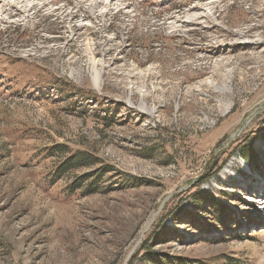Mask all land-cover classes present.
Segmentation results:
<instances>
[{
    "label": "rangeland",
    "instance_id": "rangeland-1",
    "mask_svg": "<svg viewBox=\"0 0 264 264\" xmlns=\"http://www.w3.org/2000/svg\"><path fill=\"white\" fill-rule=\"evenodd\" d=\"M178 259L264 264V0H0V264Z\"/></svg>",
    "mask_w": 264,
    "mask_h": 264
},
{
    "label": "trees",
    "instance_id": "trees-1",
    "mask_svg": "<svg viewBox=\"0 0 264 264\" xmlns=\"http://www.w3.org/2000/svg\"><path fill=\"white\" fill-rule=\"evenodd\" d=\"M173 1H175V0H173ZM179 5H181V4H179ZM179 5L178 4H175V5H172V8L171 9H179V8H177V7H179ZM73 159V160H72ZM72 159H69L67 162H65L64 164L68 167V166H71L72 164H74V163H85L86 162V160H88L89 159V156H87V154H83V155H80V157L79 156H77V158H72ZM76 161V162H75ZM63 164V165H64ZM82 164V165H83ZM64 165V166H65ZM76 165V164H75ZM79 165V164H78ZM72 167H77V165L76 166H72ZM147 250V248H142V251H146ZM168 261V260H167ZM166 261V263L165 264H202V262H200V261H192V262H189V261H184V260H181V259H178V260H176V261H169V262H167ZM231 264H237V262H235V261H232L231 262Z\"/></svg>",
    "mask_w": 264,
    "mask_h": 264
},
{
    "label": "bare ground",
    "instance_id": "bare-ground-1",
    "mask_svg": "<svg viewBox=\"0 0 264 264\" xmlns=\"http://www.w3.org/2000/svg\"><path fill=\"white\" fill-rule=\"evenodd\" d=\"M218 89V91H220V92H222V93H225V94H227L228 92H229V90H230V88H228V87H220V88H217ZM246 164L248 165V163L246 162ZM249 166V165H248ZM248 169H250V167H248Z\"/></svg>",
    "mask_w": 264,
    "mask_h": 264
}]
</instances>
